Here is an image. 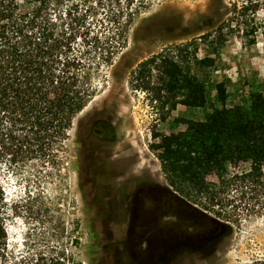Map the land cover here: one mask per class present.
Instances as JSON below:
<instances>
[{"label": "rangeland", "instance_id": "obj_1", "mask_svg": "<svg viewBox=\"0 0 264 264\" xmlns=\"http://www.w3.org/2000/svg\"><path fill=\"white\" fill-rule=\"evenodd\" d=\"M95 5L74 24L77 52L116 28H101L105 15ZM161 53L206 84V107L160 111L153 102L157 71L147 80L149 90L140 88L134 73ZM86 63L98 96L76 119L57 165L42 170L33 161L12 167L9 158L0 157L1 181L14 210L8 223L10 264L264 259V201L228 190L218 217L172 190L152 149L159 143L154 133L181 134L187 127L180 121L204 122L220 109L219 85L227 89V108L249 109L252 95L264 97V0H153L115 59ZM248 169L241 164L229 173Z\"/></svg>", "mask_w": 264, "mask_h": 264}, {"label": "trees", "instance_id": "obj_2", "mask_svg": "<svg viewBox=\"0 0 264 264\" xmlns=\"http://www.w3.org/2000/svg\"><path fill=\"white\" fill-rule=\"evenodd\" d=\"M152 1L0 0L2 159L9 158L12 167L20 168L33 161L42 170L57 165L76 119L98 96L86 59H115ZM94 4L105 15L101 28L106 24L116 28L104 39L97 35L86 41L92 47L77 52L74 24L91 13ZM173 59L161 53L144 61L134 73L140 88L148 91L147 80L157 71L161 78L153 102L160 111L170 114L178 105L206 107V84ZM217 94L220 109L204 122L180 121L187 127L181 134L154 133L159 143L152 149L174 192L222 217L228 190L264 201V97L252 95L249 109L227 108L226 87L217 86ZM241 164L249 169L229 173ZM213 176L216 181L209 179ZM9 204L0 176V264H10L8 223L14 210ZM250 264H264V259Z\"/></svg>", "mask_w": 264, "mask_h": 264}, {"label": "flooded vegetation", "instance_id": "obj_3", "mask_svg": "<svg viewBox=\"0 0 264 264\" xmlns=\"http://www.w3.org/2000/svg\"><path fill=\"white\" fill-rule=\"evenodd\" d=\"M132 199H133V195L131 196L130 200L132 201ZM141 229H142V228H141ZM141 229L138 228V227H134V230H135V231H140ZM134 242H137V240L134 239Z\"/></svg>", "mask_w": 264, "mask_h": 264}]
</instances>
